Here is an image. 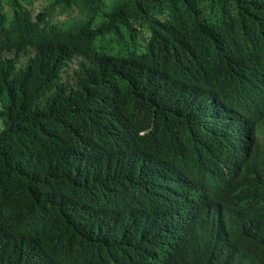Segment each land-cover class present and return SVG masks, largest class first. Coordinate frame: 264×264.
<instances>
[{
  "label": "trees",
  "instance_id": "1",
  "mask_svg": "<svg viewBox=\"0 0 264 264\" xmlns=\"http://www.w3.org/2000/svg\"><path fill=\"white\" fill-rule=\"evenodd\" d=\"M254 47L264 0H0V264H264V114L190 95Z\"/></svg>",
  "mask_w": 264,
  "mask_h": 264
},
{
  "label": "clouds",
  "instance_id": "2",
  "mask_svg": "<svg viewBox=\"0 0 264 264\" xmlns=\"http://www.w3.org/2000/svg\"><path fill=\"white\" fill-rule=\"evenodd\" d=\"M15 57L16 53H11V58ZM236 57L239 65L224 68L216 74L199 70L190 88V95L210 121L209 133L219 141L245 142L250 136V118L264 114V48L254 47ZM141 151L124 140L108 148L110 158L117 164L136 158ZM55 205L65 211L68 201L57 198Z\"/></svg>",
  "mask_w": 264,
  "mask_h": 264
}]
</instances>
